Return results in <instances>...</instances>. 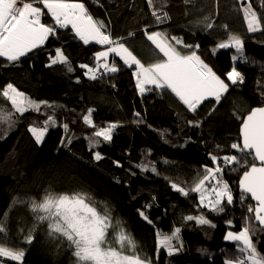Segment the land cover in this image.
Listing matches in <instances>:
<instances>
[{"label": "trees", "instance_id": "obj_1", "mask_svg": "<svg viewBox=\"0 0 264 264\" xmlns=\"http://www.w3.org/2000/svg\"><path fill=\"white\" fill-rule=\"evenodd\" d=\"M81 2L95 19L104 21L113 39L126 45L145 65L156 59L155 46L147 40L145 30L167 32L169 38L175 36L185 44L199 45L197 54L229 84V89L219 103L209 98L193 113L170 90L154 87L141 95L133 75L135 67H127L118 57L114 61L117 72L101 68L96 80L89 79L85 75L87 69L80 65L94 67L95 53L101 46L95 42L85 45L70 27L58 29L42 47L17 62L9 63L0 57V90L11 83L32 100L52 105H42L43 114L15 113L18 122L11 129L7 123L0 125V218L11 207L6 243L27 249L23 264H73L71 250L49 238L44 226L37 230L32 244L22 243L19 229L24 228L26 233L33 222L32 213L26 205L12 207V200L39 199L46 189L56 193L82 192L94 199L99 210L106 206L114 220L122 222L137 242V251L153 264H223L226 258L236 255L235 244L224 239L226 232L241 229L247 204L254 203L251 199L243 206L240 203L238 180L244 169L225 168L224 180L233 191L234 202H225V211L220 214L206 207L197 208L198 194L189 192L184 196L173 190L171 183L191 185L196 173L203 171V164L209 163V153L239 155L230 146L239 139L242 119L252 108L264 107V30L247 31L243 13L237 11V0H154V8L161 9L158 14L166 11L169 16L160 24L152 15L148 0ZM252 7L264 25L261 0H252ZM206 16L213 24L211 29L201 23ZM42 22L53 23L47 15ZM228 33L239 34L243 40L246 60L236 61L243 83L232 84L226 75L235 67L232 57L241 54L235 49H218L215 54L212 51L219 42L227 40ZM57 48L68 58L72 71L62 64L48 66L49 56L54 57ZM0 105L11 109L10 101L2 96ZM89 109L93 110L94 126L83 120ZM48 115L53 116L55 124H50L47 136L37 144L28 128L42 126ZM188 121H199V127ZM112 123L117 127L111 141L93 135ZM90 139L100 143L90 145ZM96 152L102 159L94 158ZM140 163L148 165L149 170L141 171L137 167ZM152 166L159 175L151 171ZM140 211L152 223L141 217ZM201 214L215 227L183 219ZM176 227L181 229L182 249L173 255L163 248L158 251L157 233L170 235ZM252 239L259 241L257 249L264 253V232ZM5 264L14 262L5 259Z\"/></svg>", "mask_w": 264, "mask_h": 264}, {"label": "snow or ice", "instance_id": "obj_2", "mask_svg": "<svg viewBox=\"0 0 264 264\" xmlns=\"http://www.w3.org/2000/svg\"><path fill=\"white\" fill-rule=\"evenodd\" d=\"M184 2L190 3L191 0H184ZM237 2L240 4L237 11L243 13L247 31L255 33L264 30V25L261 23L262 18L252 7V0H247L246 3L245 0H237ZM148 4L153 7L152 15L158 24L169 19L166 11L158 14L161 9L154 8V0H148ZM37 5H42V7ZM261 7L264 8V0H261ZM44 9L47 11L45 12ZM45 15L49 16L53 23H43L42 17ZM201 23L207 29L213 27L207 16ZM69 26L75 36L85 45L95 42L109 46L106 50L95 53L94 67L87 64L80 65L81 68L87 69L85 75L89 79L96 80L97 71L101 67L111 73L119 70L115 62L111 65L107 62L100 63L102 58L107 61L109 54L114 53L127 67L131 68L135 65L133 75L136 77V88L140 93L145 92V85L170 90L178 101L193 113L209 98H214L219 103L222 94L229 89V84L221 79L197 54L196 49L199 45L185 44L182 38L175 36L169 38L167 32L145 30L144 35L147 40L155 46L153 53L156 56L153 62L145 65L123 43L111 37L104 21L95 19L81 0H0V57L5 58L9 63L17 62L34 49L43 46L50 36L57 34L58 29H67ZM225 29H227L226 25ZM170 41H175V44ZM175 45H181L182 48L178 49ZM243 46V40L239 34L228 33L227 40L219 42L212 51L215 54L218 49L235 48L236 53L241 55L240 57L234 55L232 59L234 61L238 58L246 60L242 54ZM157 49L158 52H156ZM182 49L190 51L185 52ZM49 60L51 61L49 67L62 64L68 71L73 70L60 48L55 50L54 57L49 56ZM226 75L232 84L238 81L243 83V77L236 67H233ZM0 96L11 103V109L0 105V125L7 123L9 129L18 122V118H14L15 113L23 115L27 111H34L43 114L41 113L42 105L52 107L46 101L32 100L25 93L18 91L11 83L0 90ZM92 111L89 109L88 114L83 116L84 123L90 126H94L91 119ZM140 122L142 121H137V123ZM188 123L199 127V121H188ZM50 124H55L52 115L47 116L42 126L28 128L37 144L43 141ZM67 127L65 124V130ZM116 127L117 124L112 123L108 128L95 131L93 135L102 137L104 141H111L112 130ZM0 131H3L2 127ZM67 143L70 144L71 139ZM99 143L100 141L90 139V145ZM230 147L239 155L219 156L209 153L212 166L203 165V171L196 173L191 185L182 187L171 183V187L184 196H188L189 192L198 194L197 208L206 207L220 214L225 211V202L227 205H232L234 202L233 191L229 183L224 180V170L229 166L232 171L243 168L244 171L238 182L240 203L243 206L248 199L254 203L247 204V215L241 229L226 232L224 239L235 244L236 255L233 258H226L223 264H264V253L257 249L259 241L253 242L252 239L257 233L264 232V107L252 108L242 119L239 139ZM217 149H220L219 145ZM94 158L100 160L102 156L96 152ZM116 164L120 166L119 162ZM137 167L141 171L149 170L148 165L143 163L138 164ZM151 171L159 175L155 166L151 167ZM18 204L28 207L33 220L26 233L24 228L19 229L23 244H32L37 230L44 226L49 238L71 250L75 258L73 264H152L150 258L142 257L137 251V242L127 232L122 222L114 220L106 206L103 211L99 210L94 199L87 193H56L46 189L39 199L14 197L12 207ZM10 212L11 207L0 218V258H4L0 259V264H5V259L14 264H23L27 249L6 243L8 239L6 225ZM139 214L148 220L143 211ZM183 219L195 220L198 225L215 227V224L204 214L188 215ZM148 222L152 223L150 220ZM227 224L231 227L232 221H227ZM180 232L179 227H176L170 235L158 232V251L163 248L169 255H172L174 251L182 249L183 242L180 240ZM173 241H177V244L174 245Z\"/></svg>", "mask_w": 264, "mask_h": 264}, {"label": "rangeland", "instance_id": "obj_3", "mask_svg": "<svg viewBox=\"0 0 264 264\" xmlns=\"http://www.w3.org/2000/svg\"><path fill=\"white\" fill-rule=\"evenodd\" d=\"M42 19H43V17H42ZM69 27H70V26H69ZM74 34H75V33H74ZM100 46H101V49H100L99 51H104V50H106V49L109 47L108 45H100ZM125 46H126V45H125ZM41 47H42V46H41ZM126 47H127V46H126ZM127 48H128V47H127ZM228 49H235V48H227V50H228ZM34 50H36V49H34ZM34 50H33V51H34ZM33 51H32V52H33ZM236 56H237V55H236ZM115 57H118V58L120 59L119 56H116L114 53H110V54H109V57H108V60H107V61H104L103 58H102L101 61H100V63H105V62H107V63H109V64L111 65V64L115 61ZM236 61H237V60H235V61L233 60V62H234V66H235V67H236V64H237ZM132 67H135V65H133ZM101 68H102V67H101ZM101 68H99L98 71L101 70ZM103 69H104V68H103ZM98 71H97V72H98ZM134 77H135V76H134ZM150 88H154V86H153V85H145V89H146L145 92H148V91H149L148 89H150ZM160 90H161V89H160ZM141 94H143V93H141ZM208 100H209V99H208ZM51 127H52V126L49 125V126H48V130H49V128H51ZM108 127H109V126H107V127H105V128H108ZM112 131H113V130H112ZM47 132H48V131H47ZM47 132H46V134H47ZM46 134H45L44 138L47 136ZM44 138H43V139H44ZM97 139H102V137H97ZM207 160H209V158H207ZM203 165H206V164H203ZM207 165L212 166L210 160H209V163H208ZM225 179L227 180L226 177H225ZM257 235H258V233H257ZM230 242H231V241H230ZM173 244H174V245L177 244V241H173ZM176 252H178V251H174L173 254L176 253ZM166 253H168V252H166ZM173 254H172V255H173ZM152 264H153V263H152Z\"/></svg>", "mask_w": 264, "mask_h": 264}, {"label": "built area", "instance_id": "obj_4", "mask_svg": "<svg viewBox=\"0 0 264 264\" xmlns=\"http://www.w3.org/2000/svg\"><path fill=\"white\" fill-rule=\"evenodd\" d=\"M100 72H101V70H99V71L97 72V77H99ZM105 72H106V71H105Z\"/></svg>", "mask_w": 264, "mask_h": 264}, {"label": "water", "instance_id": "obj_5", "mask_svg": "<svg viewBox=\"0 0 264 264\" xmlns=\"http://www.w3.org/2000/svg\"><path fill=\"white\" fill-rule=\"evenodd\" d=\"M248 115V114H247ZM239 179H240V177H239ZM239 181V180H238ZM239 191H240V189H239Z\"/></svg>", "mask_w": 264, "mask_h": 264}, {"label": "crops", "instance_id": "obj_6", "mask_svg": "<svg viewBox=\"0 0 264 264\" xmlns=\"http://www.w3.org/2000/svg\"><path fill=\"white\" fill-rule=\"evenodd\" d=\"M141 95H143V94H141Z\"/></svg>", "mask_w": 264, "mask_h": 264}]
</instances>
